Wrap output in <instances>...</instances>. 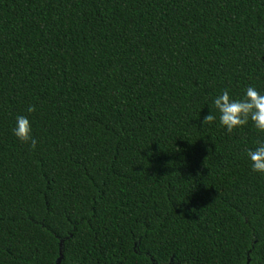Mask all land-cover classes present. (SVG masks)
I'll list each match as a JSON object with an SVG mask.
<instances>
[{
	"label": "trees",
	"instance_id": "1",
	"mask_svg": "<svg viewBox=\"0 0 264 264\" xmlns=\"http://www.w3.org/2000/svg\"><path fill=\"white\" fill-rule=\"evenodd\" d=\"M249 86L264 0H0V264H264Z\"/></svg>",
	"mask_w": 264,
	"mask_h": 264
},
{
	"label": "clouds",
	"instance_id": "2",
	"mask_svg": "<svg viewBox=\"0 0 264 264\" xmlns=\"http://www.w3.org/2000/svg\"><path fill=\"white\" fill-rule=\"evenodd\" d=\"M214 106L219 111V121L228 133H233L237 128L253 123L259 132L264 133V94H261L255 87L249 86L242 99H233L227 89L214 99ZM35 106L30 105L27 109L29 113L35 112ZM216 120L212 113L204 116L203 124L211 125ZM14 135L21 143L28 144L35 149L37 140L32 135L30 120L23 115L16 117V127L13 129ZM258 146L249 149L247 156L251 161V168L254 172L264 175V141H258Z\"/></svg>",
	"mask_w": 264,
	"mask_h": 264
},
{
	"label": "water",
	"instance_id": "3",
	"mask_svg": "<svg viewBox=\"0 0 264 264\" xmlns=\"http://www.w3.org/2000/svg\"><path fill=\"white\" fill-rule=\"evenodd\" d=\"M63 241L60 242V257L57 260V264H62V260H63V253H62V249H63ZM250 263V260H248L247 264Z\"/></svg>",
	"mask_w": 264,
	"mask_h": 264
}]
</instances>
